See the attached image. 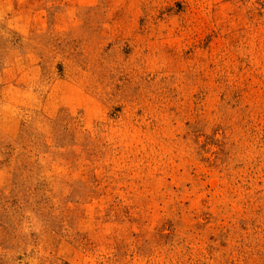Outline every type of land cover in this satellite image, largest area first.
<instances>
[{"label":"rangeland","instance_id":"374dc122","mask_svg":"<svg viewBox=\"0 0 264 264\" xmlns=\"http://www.w3.org/2000/svg\"><path fill=\"white\" fill-rule=\"evenodd\" d=\"M0 264H264V0H0Z\"/></svg>","mask_w":264,"mask_h":264}]
</instances>
